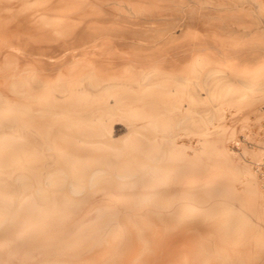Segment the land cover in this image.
Returning <instances> with one entry per match:
<instances>
[{"label":"bare ground","instance_id":"6f19581e","mask_svg":"<svg viewBox=\"0 0 264 264\" xmlns=\"http://www.w3.org/2000/svg\"><path fill=\"white\" fill-rule=\"evenodd\" d=\"M0 264H264V0H0Z\"/></svg>","mask_w":264,"mask_h":264}]
</instances>
